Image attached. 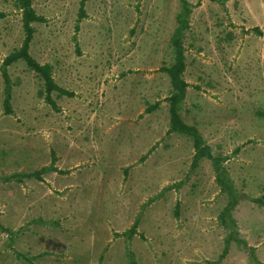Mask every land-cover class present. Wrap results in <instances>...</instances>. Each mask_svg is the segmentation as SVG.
I'll list each match as a JSON object with an SVG mask.
<instances>
[{
  "label": "rangeland",
  "instance_id": "obj_1",
  "mask_svg": "<svg viewBox=\"0 0 264 264\" xmlns=\"http://www.w3.org/2000/svg\"><path fill=\"white\" fill-rule=\"evenodd\" d=\"M191 1L181 115L228 157L240 193L264 196V36L222 2ZM33 4L46 20L34 23L31 54L75 95L54 91L52 107L19 59L8 113L0 72V223L11 229L0 228V264H130L128 251L139 264H255L235 240L220 257L227 194L210 159L192 167L193 138L168 133L173 87L161 67L175 59L181 1L87 0L79 30L80 0ZM22 15L17 0H0V65L23 41ZM52 164L66 172L7 178ZM236 216L243 236L264 205L242 199ZM135 221L138 232L123 234Z\"/></svg>",
  "mask_w": 264,
  "mask_h": 264
},
{
  "label": "trees",
  "instance_id": "obj_2",
  "mask_svg": "<svg viewBox=\"0 0 264 264\" xmlns=\"http://www.w3.org/2000/svg\"><path fill=\"white\" fill-rule=\"evenodd\" d=\"M181 1V10L176 15L177 27L171 36V41L175 50L174 62L170 65H164L161 70L166 71L171 79L173 91L171 95L167 97L170 102V127L168 133L178 132L182 134L190 135L193 138L195 153L193 155L192 167H196L199 161L206 157L211 160L212 166L215 172V180L220 186V189L227 194V203L219 214L221 222L229 228V233L225 239V247L223 249L221 258H224L228 253V244L231 240H235L237 243L243 245L245 248L250 249V254L255 264H264L256 255L255 247L250 246L248 241L240 235L237 219L233 215L235 207L242 199H250L260 205H264V196L252 197L247 193H240L236 187L235 181L231 177L230 171L224 165V161L227 156L217 155L212 151L210 145L205 141L203 135L199 129L193 125L187 123L181 115V106L187 93L189 86L188 81L185 80L183 74L186 70V55L184 46V36L186 30L190 28V15L192 13V4L188 0ZM87 0H80V10L78 12V18L76 23V30L80 29V22L87 16ZM17 6L23 12V30L24 38L20 47L14 49L9 53L0 65V72L3 75L5 88H4V107L6 112H13L12 109V82L8 71V66L12 63L23 59L27 65L34 70L44 81V89L40 91L42 95H45L46 100L57 108V102L53 98V92L57 91L59 94L74 96L75 92L59 85L53 75V67L50 63H41L31 54V43L35 34V22H44L46 18L41 15L34 7L33 0H17ZM253 30L260 36H264V31L259 27H253ZM160 104V101H156L153 104H149L146 107V111L150 112L155 110ZM147 157L146 155L142 158ZM53 161H56V156L53 153ZM128 169L126 168L125 171ZM49 171L66 172L63 169L58 168L55 164L43 166L38 169H34L29 172H14L7 176L8 179H16L23 181L24 178H36L43 180V174ZM0 228L4 231L11 232L9 227L0 223ZM137 221L132 226L124 231L123 234L132 235L137 233ZM19 258L27 259L32 263L33 259L37 256L28 257L26 254L17 252ZM129 263L139 264L132 251H128Z\"/></svg>",
  "mask_w": 264,
  "mask_h": 264
},
{
  "label": "crops",
  "instance_id": "obj_3",
  "mask_svg": "<svg viewBox=\"0 0 264 264\" xmlns=\"http://www.w3.org/2000/svg\"><path fill=\"white\" fill-rule=\"evenodd\" d=\"M192 6H194L191 0H188ZM203 0H200V2ZM216 3L223 4L224 8L228 13H230L231 16L234 17V20H236V16H240L242 21L239 22L246 26V28L250 27H259L264 31V0H212ZM194 2V1H193ZM196 3H199L196 2ZM252 197H260V195H250ZM262 196V195H261ZM242 200L238 203V205L235 207L233 211V215L237 219L236 211L241 206ZM258 210L257 208H254ZM261 223L259 222L260 226L255 227V229L251 230L244 234L242 237H244L250 246L255 247V252L258 258L261 260V262L264 263V238L262 235H264V216L260 217ZM238 224L239 221L237 219ZM262 226V227H261ZM240 227V225H239ZM241 230V229H240ZM263 238V239H262Z\"/></svg>",
  "mask_w": 264,
  "mask_h": 264
}]
</instances>
